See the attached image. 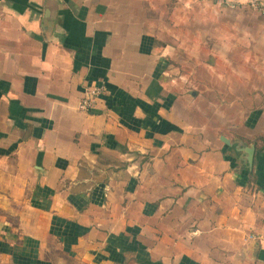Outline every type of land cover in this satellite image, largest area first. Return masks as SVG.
Listing matches in <instances>:
<instances>
[{
	"label": "crops",
	"instance_id": "0c3cea01",
	"mask_svg": "<svg viewBox=\"0 0 264 264\" xmlns=\"http://www.w3.org/2000/svg\"><path fill=\"white\" fill-rule=\"evenodd\" d=\"M163 2L0 0V264H264V25L211 99Z\"/></svg>",
	"mask_w": 264,
	"mask_h": 264
},
{
	"label": "rangeland",
	"instance_id": "374dc122",
	"mask_svg": "<svg viewBox=\"0 0 264 264\" xmlns=\"http://www.w3.org/2000/svg\"><path fill=\"white\" fill-rule=\"evenodd\" d=\"M249 1L173 0L172 5L163 2L162 11L151 14L157 20L160 16L158 36L164 47L171 48V61L182 78L189 76V88L206 90L211 99L237 98L234 88L224 92L220 84L235 86L234 81L242 78L239 71L250 79L254 63L251 36L254 31L261 35L264 13Z\"/></svg>",
	"mask_w": 264,
	"mask_h": 264
},
{
	"label": "built area",
	"instance_id": "2783aa9c",
	"mask_svg": "<svg viewBox=\"0 0 264 264\" xmlns=\"http://www.w3.org/2000/svg\"><path fill=\"white\" fill-rule=\"evenodd\" d=\"M254 8L260 9L264 13V6L258 5L256 0L251 2ZM103 85L92 84L88 85L84 89V95L79 102L78 108L83 111H87L94 107L96 98L104 91ZM261 221L264 224V213L261 215Z\"/></svg>",
	"mask_w": 264,
	"mask_h": 264
},
{
	"label": "water",
	"instance_id": "95a60500",
	"mask_svg": "<svg viewBox=\"0 0 264 264\" xmlns=\"http://www.w3.org/2000/svg\"><path fill=\"white\" fill-rule=\"evenodd\" d=\"M224 141L226 142V143H228V140L227 139H224ZM250 152H252V148L250 147V149L248 150V153L250 154Z\"/></svg>",
	"mask_w": 264,
	"mask_h": 264
}]
</instances>
